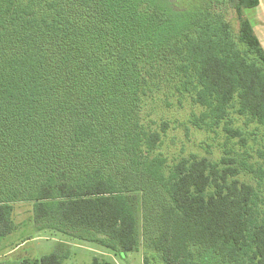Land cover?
Instances as JSON below:
<instances>
[{
  "label": "trees",
  "instance_id": "obj_1",
  "mask_svg": "<svg viewBox=\"0 0 264 264\" xmlns=\"http://www.w3.org/2000/svg\"><path fill=\"white\" fill-rule=\"evenodd\" d=\"M258 4L0 0V246L15 203L32 202L37 231L120 258L140 245L141 210L144 245L163 264H264V201L238 180L263 171L229 157L170 163L156 153L168 125L142 115L160 91L201 109L196 128L227 124L234 102L264 127V49L244 16Z\"/></svg>",
  "mask_w": 264,
  "mask_h": 264
},
{
  "label": "rangeland",
  "instance_id": "obj_2",
  "mask_svg": "<svg viewBox=\"0 0 264 264\" xmlns=\"http://www.w3.org/2000/svg\"><path fill=\"white\" fill-rule=\"evenodd\" d=\"M244 16L264 49V0H259L258 6L254 8L245 9ZM229 22L232 30L237 33L235 16H231ZM158 92L160 91L148 94L142 113L145 122L153 130L157 131L161 122L168 125L156 153L166 157L170 163L190 155L213 161L229 157L237 168H242L243 163H247L254 169L263 171L262 176L256 177L242 169L238 180L254 186L264 201V158L260 156V153H264V127L250 121L247 116L239 115L236 112L237 104L234 102L228 110L227 124L222 123L214 130L196 128L190 119L192 113H200V108L193 105L187 97L175 96L170 98L171 102H167L165 96ZM225 126L238 131L239 137L229 136L224 130ZM32 218V202L15 203L13 221L16 229L0 246V263L22 264L25 259H39L57 251L66 255L62 264H92L94 259L98 264H163L160 257L144 245L141 210L138 216L140 245L135 252L122 258L93 243L51 231H37ZM213 262L212 264H224L215 260Z\"/></svg>",
  "mask_w": 264,
  "mask_h": 264
}]
</instances>
